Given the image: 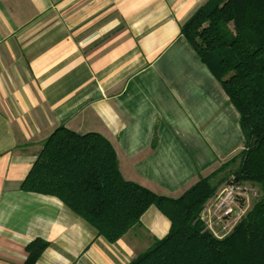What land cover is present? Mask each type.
Wrapping results in <instances>:
<instances>
[{
  "label": "crops",
  "instance_id": "obj_1",
  "mask_svg": "<svg viewBox=\"0 0 264 264\" xmlns=\"http://www.w3.org/2000/svg\"><path fill=\"white\" fill-rule=\"evenodd\" d=\"M207 0H0V264H127L163 237L154 205L114 242L20 188L57 126L112 144L124 179L178 197L242 147L239 113L180 32ZM220 187V186H219Z\"/></svg>",
  "mask_w": 264,
  "mask_h": 264
},
{
  "label": "trees",
  "instance_id": "obj_2",
  "mask_svg": "<svg viewBox=\"0 0 264 264\" xmlns=\"http://www.w3.org/2000/svg\"><path fill=\"white\" fill-rule=\"evenodd\" d=\"M180 32L238 111L240 151L169 197L124 179L112 144L101 134L60 125L43 140L20 188L57 197L108 242L156 206L170 228L127 264H264V0H207ZM230 178L250 183L259 196L230 232L216 237L200 213ZM47 245L32 239L23 264H34Z\"/></svg>",
  "mask_w": 264,
  "mask_h": 264
},
{
  "label": "built area",
  "instance_id": "obj_3",
  "mask_svg": "<svg viewBox=\"0 0 264 264\" xmlns=\"http://www.w3.org/2000/svg\"><path fill=\"white\" fill-rule=\"evenodd\" d=\"M258 196V189L250 183L230 178L206 201L200 213L205 229L216 237H223L244 216Z\"/></svg>",
  "mask_w": 264,
  "mask_h": 264
},
{
  "label": "rangeland",
  "instance_id": "obj_4",
  "mask_svg": "<svg viewBox=\"0 0 264 264\" xmlns=\"http://www.w3.org/2000/svg\"><path fill=\"white\" fill-rule=\"evenodd\" d=\"M241 149H242V147L240 148V150H241ZM233 156H234V155H233ZM228 159H229V158H228ZM228 159H227V160H228ZM227 160H225V161H227ZM225 161H224V162H225ZM224 162H222V163H224ZM222 163H221V164H222ZM232 166H234V165H232ZM221 175H222V174H220L219 176H221ZM221 185H222V184H221ZM221 185H220V186H221Z\"/></svg>",
  "mask_w": 264,
  "mask_h": 264
}]
</instances>
